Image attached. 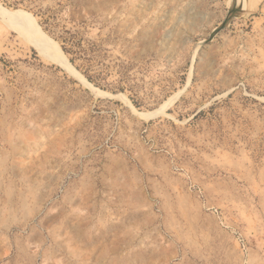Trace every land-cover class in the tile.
Masks as SVG:
<instances>
[{"label": "rangeland", "instance_id": "1", "mask_svg": "<svg viewBox=\"0 0 264 264\" xmlns=\"http://www.w3.org/2000/svg\"><path fill=\"white\" fill-rule=\"evenodd\" d=\"M0 264H264V0H0Z\"/></svg>", "mask_w": 264, "mask_h": 264}, {"label": "trees", "instance_id": "2", "mask_svg": "<svg viewBox=\"0 0 264 264\" xmlns=\"http://www.w3.org/2000/svg\"><path fill=\"white\" fill-rule=\"evenodd\" d=\"M49 19H50L49 17L43 19L42 23H45L47 26L50 25L51 22ZM56 37L60 43L61 50L69 56L70 62L73 63L78 58L83 59L81 65L85 67L84 74L87 76L88 79H91V76L87 74V66L85 64L86 60L84 59L85 49L82 47L81 40L77 38V35L74 32L67 29L61 33H58Z\"/></svg>", "mask_w": 264, "mask_h": 264}, {"label": "bare ground", "instance_id": "3", "mask_svg": "<svg viewBox=\"0 0 264 264\" xmlns=\"http://www.w3.org/2000/svg\"><path fill=\"white\" fill-rule=\"evenodd\" d=\"M10 15V14H9ZM13 16V14H11ZM10 17V16H9ZM15 18V17H14ZM32 32V31H31ZM38 32V31H37ZM33 33H30V35ZM34 35V34H33ZM43 34H38L36 37H32L33 41L38 45L39 49L43 52V53H53V52H57L58 56L61 57V59L59 60L61 63H67V60L64 56V54L62 53V51L56 47V45L49 40V38L47 39L46 37L42 36Z\"/></svg>", "mask_w": 264, "mask_h": 264}]
</instances>
